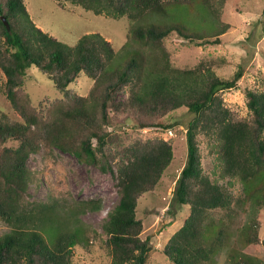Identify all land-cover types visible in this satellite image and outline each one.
<instances>
[{"label": "trees", "instance_id": "1", "mask_svg": "<svg viewBox=\"0 0 264 264\" xmlns=\"http://www.w3.org/2000/svg\"><path fill=\"white\" fill-rule=\"evenodd\" d=\"M64 2L136 22L130 34L140 48L116 64V52L101 34L87 33L68 45L34 23L25 0H0L2 91L20 116V121H0V220L8 226L0 236V264H81L74 259L75 247L82 240L88 246L96 237V231H86L79 216L100 210L99 200L59 206L29 199L34 181L29 157L41 151L52 155L55 149L116 179L118 202L101 225L109 264H147L151 245L140 237L144 225L137 215L139 201L158 186L173 161V148L161 138L121 139L112 132L124 115L130 128L175 127L165 118L181 107L191 116L185 124L187 159L175 197L188 207V216L162 251L173 264H212L213 255L226 244L229 224L222 220L208 237L207 227L214 226L211 216L220 212L230 222L240 198L235 200L226 185L205 173L199 137L217 142L221 177L241 181L247 187L245 198L252 197L256 210L264 207V86L244 90L249 114L240 118L225 105L221 93L238 87L243 67L228 78L214 72L219 65L214 59L175 67L165 40L176 33L196 45L219 43L227 25L209 34L190 26L183 14L171 12L201 10L216 20V28L226 0H57L60 6ZM30 65L52 81L60 98L45 97L39 107L32 104L24 88ZM80 73L93 80L88 96L69 88ZM118 94L126 96L117 100ZM9 141L17 145H8ZM259 229L253 216L242 242L264 247ZM231 259V264H264L245 255L232 254Z\"/></svg>", "mask_w": 264, "mask_h": 264}, {"label": "rangeland", "instance_id": "2", "mask_svg": "<svg viewBox=\"0 0 264 264\" xmlns=\"http://www.w3.org/2000/svg\"><path fill=\"white\" fill-rule=\"evenodd\" d=\"M25 3L31 19L40 29L68 45H74L84 34H101L116 52V64L124 60L127 53L140 48L130 34L136 22L125 16L115 19L96 15L70 2H64L60 6L57 0H25ZM171 15L182 16L188 20L190 26L196 27L197 31L209 34L217 27L227 25L225 32L218 36L220 42L217 44L196 45L172 33L166 38L165 46L170 54V62L175 67H193L202 60L214 59L219 65L212 69L224 78L230 77L239 66L243 67L244 73L238 87L223 91L221 95L228 108L235 111L238 117L246 118L249 110L244 90H262L264 86V0H226L219 11L216 28V20L201 10L199 13L187 14L184 9L177 8L172 10ZM4 80L5 76L0 71V121H20V116L2 91ZM92 86L93 80L80 73L69 88L77 95L88 96ZM24 88L35 107H39L45 97L54 100L62 96L52 81L34 65L26 68ZM125 96L126 94H118L116 99L122 100ZM190 116L186 107L175 110L165 118L167 122H175V127L163 130L130 128L127 124L129 119L124 115L117 121L118 126L112 132L115 137L119 136L121 139L161 138L170 142L173 148V161L158 186L139 201L137 215L144 225L140 237L148 239L151 245L147 264H173L162 248L188 216V207L180 205L176 200L175 188L180 172L186 164L185 124ZM199 138L205 173L214 182L226 185L235 200L240 198L236 204L237 213L230 222L227 218H221L220 212L211 216L214 226L207 227L208 237L215 234L222 220L229 224L226 244L213 255L212 264H231L232 254L248 256L254 262H264V247L246 246L241 239L253 216L260 222L259 236L264 239V207L256 210L252 197L245 198L247 187L241 181L221 177L222 166L218 158L217 142L202 136ZM7 144L14 146L17 142L9 141ZM28 167L34 177L29 187L30 201L56 202L59 206H74L78 201L89 199L100 201V210L88 211L79 216L87 232L97 233L88 246L85 240H82L75 247L74 259L81 264H109L110 258L102 243L101 225L107 212L117 204L119 198L113 174L102 172L94 165L80 163L73 155L57 149L52 155L43 151L32 154L28 159ZM259 182L260 180L257 183ZM7 229L6 223L0 220V236Z\"/></svg>", "mask_w": 264, "mask_h": 264}, {"label": "water", "instance_id": "3", "mask_svg": "<svg viewBox=\"0 0 264 264\" xmlns=\"http://www.w3.org/2000/svg\"><path fill=\"white\" fill-rule=\"evenodd\" d=\"M1 20L4 22L6 28L9 29V26H8L7 22L5 21V19L3 17H1Z\"/></svg>", "mask_w": 264, "mask_h": 264}]
</instances>
